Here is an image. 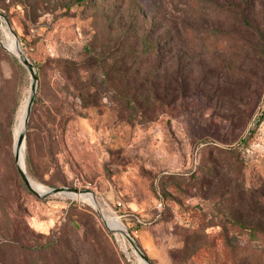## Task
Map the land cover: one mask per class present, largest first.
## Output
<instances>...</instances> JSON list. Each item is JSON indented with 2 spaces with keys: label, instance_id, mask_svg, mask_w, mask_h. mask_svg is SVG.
I'll use <instances>...</instances> for the list:
<instances>
[{
  "label": "rangeland",
  "instance_id": "rangeland-1",
  "mask_svg": "<svg viewBox=\"0 0 264 264\" xmlns=\"http://www.w3.org/2000/svg\"><path fill=\"white\" fill-rule=\"evenodd\" d=\"M91 1L0 0V232L26 249L56 241L35 264H145L119 230L106 229L97 204L149 264H244L246 237L230 229L234 254L224 237L229 216L264 229V0H107L86 8ZM133 13L139 33L167 42L147 112L121 101L118 70L96 106L82 109L76 76L71 67L64 74L62 62L83 67L86 43L96 52L106 38L115 43ZM7 24L37 76L23 141L24 164L28 144L38 177L30 181L88 191L94 204L72 193L38 198L16 171L31 78L6 48L15 40ZM85 68L88 102L95 73ZM172 75L178 84L168 83Z\"/></svg>",
  "mask_w": 264,
  "mask_h": 264
},
{
  "label": "trees",
  "instance_id": "trees-1",
  "mask_svg": "<svg viewBox=\"0 0 264 264\" xmlns=\"http://www.w3.org/2000/svg\"><path fill=\"white\" fill-rule=\"evenodd\" d=\"M107 0H92L89 2L86 8L93 9L95 6L104 4ZM144 0H139L138 3H142ZM190 4L193 2L195 5L196 1L189 0ZM123 0H119V3H122ZM135 6H138L136 4ZM200 10L203 13L212 12L209 7H206L200 1ZM115 8V7H114ZM138 11V7H134ZM111 14V13H109ZM139 17L133 13L130 21L127 24L120 25L119 28V39L115 43L111 44L109 38L103 40L99 43L98 51L94 50V43L87 42L85 45V50L89 59L87 63L82 66H75L69 61L62 62L64 65V74H69L70 67L76 76V83L74 86L78 91V99L81 102V107L86 108L87 106H96L98 101V90L101 88L102 84L110 82L112 73L114 70L116 73L117 88L118 94L121 101L126 105L132 104L135 105V108L140 109L141 113L144 115L147 112L146 107H143L147 100L155 95V88L158 85V82L161 80L155 75V69L163 61L165 56V38L158 37L153 39L149 33L141 31L138 29ZM100 20L102 21V26H108L106 16L100 15ZM183 28L186 33H190V27L185 24ZM100 34V33H99ZM108 37V36H107ZM167 43V42H166ZM207 43V44H206ZM205 44L208 47H212L213 43L210 42V39H205ZM7 58L9 56L5 54ZM111 60L112 65L107 66V61ZM88 69H92V81L94 83L90 85L89 90L93 94L89 95L91 98L90 101L86 102L83 93L86 91L81 85L80 82L84 81V75L87 73ZM114 77V76H113ZM67 79V78H66ZM166 81V78L164 77ZM168 83H173L174 85L179 83V78L177 75H172ZM156 100H159L158 98ZM123 103V104H124ZM137 112V110H136ZM138 113V112H137ZM1 127V125H0ZM227 154H233L234 151L227 150ZM232 162V156L230 157ZM239 162V159H236V163ZM25 166L27 169V175L30 177L37 178L36 175V166L34 161L31 159L29 147L27 144L26 155H25ZM22 188L27 191V189L22 186ZM226 221L229 223V228L225 230V237L227 247L230 249V252L234 254L235 247L230 246L228 242V233L230 229H233L239 235H244L247 239V246L242 249L244 255H246L244 264H264V229H259L258 227L247 224L244 221L232 218L231 216L226 217ZM255 244V248L251 246ZM209 246H212L209 245ZM56 241H49L47 246L32 247L29 249L23 248L22 245H19L14 241L11 236L8 235L7 231L4 233L0 232V264H25V257H28L32 264H35L37 257L44 255H51V252L55 251L57 248ZM200 249H196L198 252ZM233 260L232 264H235ZM243 264V263H242Z\"/></svg>",
  "mask_w": 264,
  "mask_h": 264
},
{
  "label": "water",
  "instance_id": "water-1",
  "mask_svg": "<svg viewBox=\"0 0 264 264\" xmlns=\"http://www.w3.org/2000/svg\"><path fill=\"white\" fill-rule=\"evenodd\" d=\"M1 16L2 15L0 13V17ZM8 27H9V25H8ZM9 30H10L11 35L15 39V45H16L17 51H18V55L17 56L16 55H13V56L19 61V63L22 66H24L27 69L28 73L30 74V78H31L30 93H29V96H28V99H27L26 114H25V118H24V121H23V131L19 135V137L17 138V140L14 141V151H13V155H14V160H15V168H16V171H17V173H18V175H19L22 183L25 185V187L34 196H36L38 198H41V199L46 198L48 196L57 195V194H62V195L68 196V194H71V193L72 194L86 193L88 191L74 189V188H70V187H62V188H48V190L45 193L39 194L36 191H34L31 188V186H30V177L27 175L26 170H25L24 157H23V160H22V165H19L18 164L19 151H20L21 148H22V152L24 150L23 149V141H24L25 128H26V125H27V122H28V118H29V114H30V111H31V107L33 105L34 98H35V93H36V89H37V76H36L35 69H34L33 65L29 62V60L25 57V55L21 51L20 46H19V43H18L16 37L14 36L13 31L11 30L10 27H9ZM68 197H70V196H68ZM94 199H95V197H94ZM94 210L97 213V215L99 216V218H101L102 215H101V212H100L99 207H98L97 204H96V208ZM106 229L110 233H113L114 234V231H112V230H110L108 228H106ZM117 233L120 234L121 236H123L130 243V245L135 249V251L141 256V258L143 259V261H144L145 264H149V262L144 257V255L140 252V250L137 247L134 239L127 232L126 229H121Z\"/></svg>",
  "mask_w": 264,
  "mask_h": 264
},
{
  "label": "bare ground",
  "instance_id": "bare-ground-1",
  "mask_svg": "<svg viewBox=\"0 0 264 264\" xmlns=\"http://www.w3.org/2000/svg\"><path fill=\"white\" fill-rule=\"evenodd\" d=\"M6 48L9 52H11L14 55H18V51H17V47L15 45V40H13L12 38H7L6 40ZM23 110V109H22ZM19 131V133L17 134L15 140H17V138L19 137V135L22 133L23 131V127H22V123L18 126L17 128V132ZM22 160H23V152H22V148L19 151V158H18V164L22 165ZM30 186L31 188L36 191L39 194L45 193L47 191V189L40 187V185H37L36 183L30 181ZM73 197H76L77 199L84 201V202H89L90 204H94V200L91 197L90 193H78V194H72ZM103 222L106 225V228L115 231V230H121L122 226L120 225V222H118L116 219H111V218H107L105 216L101 217Z\"/></svg>",
  "mask_w": 264,
  "mask_h": 264
},
{
  "label": "built area",
  "instance_id": "built-area-1",
  "mask_svg": "<svg viewBox=\"0 0 264 264\" xmlns=\"http://www.w3.org/2000/svg\"><path fill=\"white\" fill-rule=\"evenodd\" d=\"M116 205H117L119 208L121 207V204H120V203H117Z\"/></svg>",
  "mask_w": 264,
  "mask_h": 264
}]
</instances>
